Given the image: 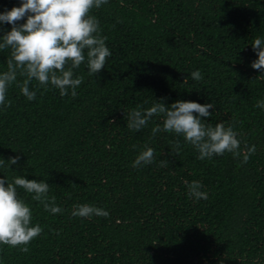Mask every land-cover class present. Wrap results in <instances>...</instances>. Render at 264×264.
<instances>
[{"label": "trees", "instance_id": "1", "mask_svg": "<svg viewBox=\"0 0 264 264\" xmlns=\"http://www.w3.org/2000/svg\"><path fill=\"white\" fill-rule=\"evenodd\" d=\"M19 6L0 0V13ZM90 15L111 52L104 70L89 76L87 60L74 69L83 79L75 97L33 79L34 101L21 94L18 75L10 106L0 105V179L46 182L62 209L46 212L17 187L31 226L43 231L27 253L0 245V264H264V109L256 107L264 79L250 67L254 39L264 41V0H108ZM9 57L0 50V73ZM157 101L213 104L204 122L231 125L241 156L199 160L182 136H153L163 114L131 131L128 114ZM245 145L256 150L242 163ZM146 147L153 162L134 168ZM185 181H198L207 199L190 197ZM81 204L109 215L73 217Z\"/></svg>", "mask_w": 264, "mask_h": 264}, {"label": "clouds", "instance_id": "2", "mask_svg": "<svg viewBox=\"0 0 264 264\" xmlns=\"http://www.w3.org/2000/svg\"><path fill=\"white\" fill-rule=\"evenodd\" d=\"M107 3L108 0H20L19 7L0 13V25L11 26L10 31L0 36V50H10L7 71L0 73V105H5L8 88L16 82L18 75L25 77L22 84L18 85L21 94L28 101H34L37 93L29 89L33 79L45 90L49 85L58 89L61 97L68 95L69 90L71 96L75 97L76 89L83 79L73 78L74 69L87 60L89 76H96L104 70L111 52L105 43L107 37L100 35L99 21L90 15V11ZM21 20L25 22L19 24ZM251 48L257 58L250 67L261 73L258 78L264 79V41L260 37L255 38ZM191 77L195 81L203 79L199 70L192 72ZM10 104L9 101L5 107ZM141 107L137 106L128 114L127 127L133 132L146 127L153 116L163 114V126L152 128L153 136L161 131L182 136L184 142L198 152L199 160L225 153H231L234 158L241 156V142L231 125L225 127L221 122L212 126L204 122L211 115L209 110L214 107L211 103L201 105L176 101L165 106L163 102L157 101L147 110L141 111ZM256 107L264 109V101H258ZM173 148L178 155V141ZM245 148L242 163H247L256 150L255 145H245ZM154 155V149L146 147L135 158L132 166L150 165ZM18 161L17 156L10 158L7 164L15 165ZM3 164L4 160L0 159V165ZM185 183L190 197L207 199V194L200 191L202 185L198 181ZM17 187L34 194L32 199L42 204L46 212L59 214L62 209L56 206L54 196L49 198V185L46 182L19 176L10 183L0 179V245L19 248L21 252L27 253L28 245L41 235L43 229L39 224L31 226V209L18 198ZM71 215L91 219L93 216L108 217L109 213L102 208L81 204L75 206Z\"/></svg>", "mask_w": 264, "mask_h": 264}]
</instances>
